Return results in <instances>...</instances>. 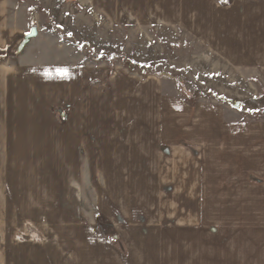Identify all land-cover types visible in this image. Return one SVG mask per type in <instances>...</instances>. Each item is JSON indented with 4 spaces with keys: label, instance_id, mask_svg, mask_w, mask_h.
<instances>
[{
    "label": "crops",
    "instance_id": "crops-1",
    "mask_svg": "<svg viewBox=\"0 0 264 264\" xmlns=\"http://www.w3.org/2000/svg\"><path fill=\"white\" fill-rule=\"evenodd\" d=\"M89 6L111 29L105 61L65 45L41 63L0 0V264H264V122L114 61L161 53L155 32L264 70V0ZM121 30L149 35L121 51Z\"/></svg>",
    "mask_w": 264,
    "mask_h": 264
},
{
    "label": "rangeland",
    "instance_id": "rangeland-1",
    "mask_svg": "<svg viewBox=\"0 0 264 264\" xmlns=\"http://www.w3.org/2000/svg\"><path fill=\"white\" fill-rule=\"evenodd\" d=\"M6 1L9 28L23 31L26 35L33 27L37 30V37L31 39L24 54L25 57L34 55L33 61L39 59L38 62L51 63V58L55 57V63H63L66 51L63 48L69 45L81 49L88 62L101 63L105 61L98 55L101 48L112 49L104 43L110 39L111 29L92 16L95 14L89 6L92 0ZM215 1L222 4L224 0ZM144 35H149L148 31L121 30L119 49L122 51L124 45L126 47L133 41L134 44L142 40ZM149 36L156 37L152 42L157 41V45L161 42L162 47L157 48L161 53L150 54L145 63L131 62L125 55H116L114 61L123 72L137 78L170 79L179 86L181 95L191 104L214 103L230 108L243 121L264 122L263 69L231 70L218 61H212L193 42L173 35L160 41V35L155 32ZM30 51L36 53L31 54ZM141 54L142 51L138 55L141 59L146 57ZM18 58L20 55H13L5 60L15 63ZM186 64L192 68L184 67ZM228 101L240 103V107L234 110ZM17 239L22 240V237Z\"/></svg>",
    "mask_w": 264,
    "mask_h": 264
},
{
    "label": "water",
    "instance_id": "water-1",
    "mask_svg": "<svg viewBox=\"0 0 264 264\" xmlns=\"http://www.w3.org/2000/svg\"><path fill=\"white\" fill-rule=\"evenodd\" d=\"M37 36V30L35 27L31 28L29 33L24 37L23 42L21 43L18 52L21 51V49L23 48V46L31 39L35 38ZM234 108H239L240 107V103H235L233 104Z\"/></svg>",
    "mask_w": 264,
    "mask_h": 264
},
{
    "label": "snow or ice",
    "instance_id": "snow-or-ice-1",
    "mask_svg": "<svg viewBox=\"0 0 264 264\" xmlns=\"http://www.w3.org/2000/svg\"><path fill=\"white\" fill-rule=\"evenodd\" d=\"M63 71H64V73L66 74V71H67V70H63Z\"/></svg>",
    "mask_w": 264,
    "mask_h": 264
}]
</instances>
